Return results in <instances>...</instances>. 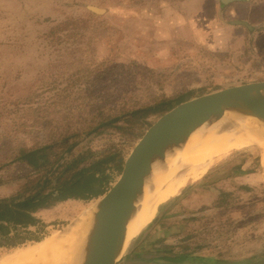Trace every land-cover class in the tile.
Segmentation results:
<instances>
[{"label":"rangeland","instance_id":"rangeland-1","mask_svg":"<svg viewBox=\"0 0 264 264\" xmlns=\"http://www.w3.org/2000/svg\"><path fill=\"white\" fill-rule=\"evenodd\" d=\"M199 5L194 0H0V197L54 188L64 147L60 136L82 131L94 114L120 116L153 98L183 92L187 100L264 80V20L260 26L256 22L260 30L249 38L245 29L231 26L237 18L226 13L229 5L220 0ZM159 115L140 129L119 120L118 128L71 137L76 145L65 157L82 158L77 168L109 150L124 158ZM41 147L40 167L16 160L20 150ZM262 157V149L251 144L216 159L157 205L121 262L138 260V254L159 255L160 262L172 264L264 258ZM243 171L247 174L240 176ZM118 172L111 170L108 188ZM102 195L56 202L54 211L41 213L51 221L20 228L19 241L25 240L0 246V255L60 233Z\"/></svg>","mask_w":264,"mask_h":264},{"label":"water","instance_id":"water-1","mask_svg":"<svg viewBox=\"0 0 264 264\" xmlns=\"http://www.w3.org/2000/svg\"><path fill=\"white\" fill-rule=\"evenodd\" d=\"M229 1L220 0V3ZM91 9L102 11L93 7ZM237 23L247 25L245 21ZM225 112L264 123V80L226 86L184 100L161 113L146 128L122 159L114 182L95 205L81 248V264H120L127 221L136 199L143 193L146 179L153 173L154 164L162 160L170 149L183 144L195 129L204 123L220 120ZM139 257L155 259L159 255ZM131 263L172 264L154 263L140 258ZM242 264H264V258Z\"/></svg>","mask_w":264,"mask_h":264},{"label":"bare ground","instance_id":"bare-ground-1","mask_svg":"<svg viewBox=\"0 0 264 264\" xmlns=\"http://www.w3.org/2000/svg\"><path fill=\"white\" fill-rule=\"evenodd\" d=\"M251 144L262 149L264 158V123L243 119L225 112L223 117L195 129L181 145L168 151L154 164L146 179L143 193L136 199L123 235L120 256L127 253L155 215L157 205L176 195L190 179H196L207 168L231 150ZM161 205V204H159ZM94 206L86 207L71 226L0 255V264H81V248L89 230Z\"/></svg>","mask_w":264,"mask_h":264},{"label":"trees","instance_id":"trees-1","mask_svg":"<svg viewBox=\"0 0 264 264\" xmlns=\"http://www.w3.org/2000/svg\"><path fill=\"white\" fill-rule=\"evenodd\" d=\"M186 98L183 92L174 96L153 98L127 109L126 112L119 114L120 116L99 112L89 118L88 126L82 131L75 130L72 135L62 134L60 137L64 140V147L57 156V160L62 159V162L58 164L60 173L55 178L57 183L55 187L47 192L39 188L28 195L21 191L16 195L0 197V246L11 247L21 244L25 236L19 241L20 228L33 226L37 229L40 220L34 215L36 210L50 207L60 200L69 198L83 200L96 198L108 188L111 182V170L120 168L123 157L119 156L117 151L109 150L101 158L93 160L89 166L77 168L82 158L74 157L67 160L65 157L71 154V150L76 145L75 141L70 142L71 137H77L83 132L99 133L108 128H118L119 120L128 124H137L138 129L143 128L148 124L151 116L163 113ZM129 114V117L124 118ZM42 148L20 150L16 160L30 162L35 166L34 168L40 167L42 162L38 163V160L45 157ZM39 239L34 238V240Z\"/></svg>","mask_w":264,"mask_h":264},{"label":"crops","instance_id":"crops-1","mask_svg":"<svg viewBox=\"0 0 264 264\" xmlns=\"http://www.w3.org/2000/svg\"><path fill=\"white\" fill-rule=\"evenodd\" d=\"M187 1H191V0H187ZM194 1H198L200 3L198 8H200L201 5L203 4V0H194ZM244 2L246 4V7L241 9L240 3L243 4ZM227 5H229V7L226 10V13L228 12L231 16H236V18H237L236 21L231 22V24H233L231 26L234 29L235 28L237 29V27L241 28V29H245L249 38H251V37L253 38L255 36L256 32L260 30L259 29L260 27L257 28L256 22H258V24H259L261 21L264 20V0H230L228 3H226V6ZM219 11H220V9H219ZM217 15H220V13H217ZM237 21H245L247 23V25L239 24V23H237ZM260 24H259V26H260ZM237 31H238V35H241V32H239V30H237ZM262 32L264 33V31H262ZM241 169H243V168H241ZM245 174H247V173H245L243 171L239 175L245 176ZM55 205L56 204H54L50 207H47V208H40V209L35 211L34 215L38 219H40L41 222L51 221L53 218H50L51 220L50 219L46 220L41 215V213L46 214V213H48L47 211H54L53 207H55ZM51 208H53V209H51ZM138 256H139V254H138ZM160 258L146 259V258L140 257V259H144L146 261H151L154 263H166V262H160L159 261ZM133 261H135V260H133ZM131 262L132 261H130V260H126V261H122V262L120 260V264H132Z\"/></svg>","mask_w":264,"mask_h":264}]
</instances>
